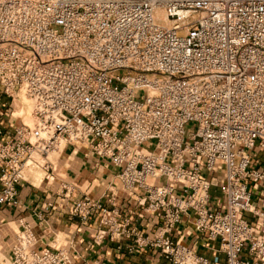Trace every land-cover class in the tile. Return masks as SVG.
I'll use <instances>...</instances> for the list:
<instances>
[{
    "label": "built area",
    "instance_id": "obj_1",
    "mask_svg": "<svg viewBox=\"0 0 264 264\" xmlns=\"http://www.w3.org/2000/svg\"><path fill=\"white\" fill-rule=\"evenodd\" d=\"M0 91L11 102L24 94L35 117L0 138V206L17 205L28 166L53 182V155L86 145L161 222L144 236L114 195L83 196L69 214L82 225L99 216L95 245L133 238L129 253L221 264L172 238L188 217L224 264H264V237L242 218H261L264 233L249 189L264 191V164L252 162L264 153V0H0ZM70 194L62 185L58 197ZM21 225L8 264L71 263L64 250H35Z\"/></svg>",
    "mask_w": 264,
    "mask_h": 264
},
{
    "label": "crops",
    "instance_id": "obj_2",
    "mask_svg": "<svg viewBox=\"0 0 264 264\" xmlns=\"http://www.w3.org/2000/svg\"><path fill=\"white\" fill-rule=\"evenodd\" d=\"M10 98L0 91V138L13 136L21 121L12 114ZM56 165L53 182L44 177L36 178L33 170L25 169V182L18 187L17 205L0 206V264H8L16 235L26 224L32 230L36 240L35 250H64L71 259L70 264H171L158 250L151 248L136 249L129 253L128 247L133 238L111 242L106 240L95 245L93 240L98 230L99 216L93 217L82 225L69 214L74 200L83 196L97 200L114 195L116 204L122 212L133 214L139 220L138 232L153 237L161 224L156 215L145 214L136 204L134 198L123 191L115 178L118 173L110 162L99 160L86 145H66L53 155ZM255 167L264 164V153H253ZM62 185L71 190L70 199L62 201ZM1 189V187H0ZM255 210H264V191L254 184L249 186ZM61 193V194H60ZM212 201L222 207L225 198L219 188L211 190ZM242 218L253 228L254 235L264 237L261 230V218L252 213H243ZM175 241L188 247L194 254L212 261L218 256L224 264L225 256L220 252L218 242H210L205 234L195 232L192 222L184 217L171 235ZM119 248V249H118ZM240 260L249 258L248 245L239 256Z\"/></svg>",
    "mask_w": 264,
    "mask_h": 264
},
{
    "label": "rangeland",
    "instance_id": "obj_3",
    "mask_svg": "<svg viewBox=\"0 0 264 264\" xmlns=\"http://www.w3.org/2000/svg\"><path fill=\"white\" fill-rule=\"evenodd\" d=\"M140 93H143V92H140ZM9 103H11V99L9 100ZM12 114L16 119H19L23 124L31 123L34 120L33 113L31 112L30 106L26 102V100L23 98H20V100L16 98L13 101ZM188 129L192 131L194 129V124H190ZM26 169L33 170V172L36 174V178L40 179V178L44 177L43 171L34 170L29 166ZM150 182H151V180H150Z\"/></svg>",
    "mask_w": 264,
    "mask_h": 264
},
{
    "label": "bare ground",
    "instance_id": "obj_4",
    "mask_svg": "<svg viewBox=\"0 0 264 264\" xmlns=\"http://www.w3.org/2000/svg\"><path fill=\"white\" fill-rule=\"evenodd\" d=\"M20 97L26 100V102L30 106L31 112L33 113L32 104L30 103V101H28L27 97L24 94H21ZM33 117H34V115H33ZM26 125H29V126L33 127L35 125V117H34V120L31 123H26Z\"/></svg>",
    "mask_w": 264,
    "mask_h": 264
}]
</instances>
